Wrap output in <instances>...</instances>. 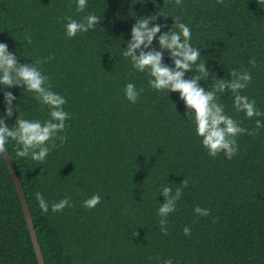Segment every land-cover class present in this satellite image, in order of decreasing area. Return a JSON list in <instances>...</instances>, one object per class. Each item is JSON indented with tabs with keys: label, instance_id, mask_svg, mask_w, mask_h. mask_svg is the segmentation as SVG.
I'll use <instances>...</instances> for the list:
<instances>
[{
	"label": "trees",
	"instance_id": "obj_1",
	"mask_svg": "<svg viewBox=\"0 0 264 264\" xmlns=\"http://www.w3.org/2000/svg\"><path fill=\"white\" fill-rule=\"evenodd\" d=\"M163 12L161 32L177 31L175 19L191 30L190 43L201 56L185 79L201 75L206 91L230 71L250 72L239 94L255 100L260 116L237 112L230 90L217 93L224 114L247 132L237 135L238 152L212 157L196 134L193 119L178 92L149 87L147 72L132 68L123 56L131 28L140 17ZM94 13L100 24L73 38L65 35V17L82 21ZM30 35L32 42L25 39ZM157 35H160L158 33ZM0 43L18 62L40 64L51 90L66 99L65 131L43 164L17 157L15 141L6 149L19 174L46 264H264V6L257 0H0ZM150 48L159 49L154 39ZM256 60V66L250 64ZM163 62L174 67L169 53ZM209 75L196 73L204 63ZM143 88L136 103L124 88ZM4 91L16 97L12 117H4ZM22 87L0 86V117L10 128L16 118L49 119V110ZM186 179L188 186L181 181ZM182 188L176 210L160 231L161 189ZM49 204L44 213L35 194ZM101 197L92 209L83 202ZM70 197L71 207L53 213L51 205ZM209 210L199 216L194 209ZM188 227L191 235H185ZM137 233V235H135ZM135 235V236H134ZM0 264H39L11 171L0 154Z\"/></svg>",
	"mask_w": 264,
	"mask_h": 264
},
{
	"label": "clouds",
	"instance_id": "obj_2",
	"mask_svg": "<svg viewBox=\"0 0 264 264\" xmlns=\"http://www.w3.org/2000/svg\"><path fill=\"white\" fill-rule=\"evenodd\" d=\"M183 0H175L177 6L181 5ZM224 0H217V4H223ZM260 6H264V0H257ZM87 7V0H76V11L82 12ZM159 16L167 17L163 12H156L154 15H148L136 19L131 28V39L127 42L126 50L123 56L129 58L132 68L138 72H147L151 77L148 80L150 88L157 92L167 91L178 92L180 99L186 107L185 115L193 119L196 134L202 138L201 143L208 155L215 157L223 152L228 159H231L238 152L236 144L237 135L248 133L256 134V130L239 126L237 121L224 114L223 106L216 102L217 93H224L230 90L234 96V107L237 112H244L247 118L260 116L262 113L255 107V100H249L247 96L240 95L251 82L250 72L230 71L231 79H217L212 85L211 90L206 91L198 83L203 80L201 75H194L185 79L186 73L193 71L192 66L196 64L201 56L200 48L194 47L191 43L190 28L179 22L176 18L174 23L177 31L161 32L163 25L156 23ZM68 21L65 25V35L73 38L77 33H86L100 24V18L94 13H89L83 17L82 21H77L71 17H65ZM160 33V35H157ZM28 43L32 42L31 36L25 37ZM158 40L160 50L150 48L153 40ZM167 50L174 67H169L163 62L164 51ZM53 59L49 55L46 60H34V63L18 62L17 56L10 52L6 43H0V86L4 88L22 87L24 93H35L34 99L49 110V119L41 122L39 120H27L16 118L14 127L10 128L5 123L4 117H12L13 100L16 97L10 91H4L5 110L4 117H0V154L5 153L6 144L9 139L15 141V152L17 157H29L36 165L43 164L52 148L56 147L53 142L51 147L49 141L59 139L61 142L66 140V136H58V133L65 131V121L70 118V114L64 111L63 106L66 99L60 94L51 90V84L48 83L49 77L44 75L40 64ZM250 64L255 67L256 60L252 59ZM196 73L209 75V70L204 63L197 65ZM143 88L137 90L133 83H127L124 88V94L128 101L136 103ZM264 127L260 120H256V129ZM183 187L188 186V181H181ZM182 188H177L175 194L172 188L164 186L161 194L164 196V202L158 208V215L161 217L160 231L167 235L166 225L169 223L167 217L176 210V201L182 195ZM38 206L42 212L49 210V204L39 192L35 194ZM101 201L98 194L92 195L83 202L87 209L95 208ZM65 207H71L70 197H65L59 202L51 205L53 213L62 211ZM194 212L199 216L209 215L208 209L197 206ZM185 235H191L188 227L183 229ZM137 235V233L135 234ZM134 235V236H135ZM164 264H173L172 259L164 261Z\"/></svg>",
	"mask_w": 264,
	"mask_h": 264
},
{
	"label": "water",
	"instance_id": "obj_3",
	"mask_svg": "<svg viewBox=\"0 0 264 264\" xmlns=\"http://www.w3.org/2000/svg\"><path fill=\"white\" fill-rule=\"evenodd\" d=\"M2 155H3L8 167L11 171L12 177H13L15 185H16V188H17V191H18V194L20 197L21 205H22V208H23L26 220H27L28 228L30 231V235H31L32 243H33V246L35 249V253L37 256L38 263L39 264H46L42 250H41L40 243L38 241V236H37L36 229H35V226L33 223L32 214H31V211H30V208L28 205V201L26 199V195L24 193L22 182L20 180L16 166H15V164H14V162H13V160H12V158H11V156L7 150Z\"/></svg>",
	"mask_w": 264,
	"mask_h": 264
}]
</instances>
